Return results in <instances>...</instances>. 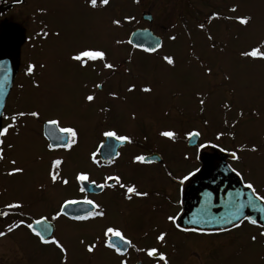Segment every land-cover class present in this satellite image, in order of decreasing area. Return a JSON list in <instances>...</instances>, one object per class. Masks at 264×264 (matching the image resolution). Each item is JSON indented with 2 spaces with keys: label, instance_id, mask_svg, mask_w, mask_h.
I'll use <instances>...</instances> for the list:
<instances>
[{
  "label": "rangeland",
  "instance_id": "rangeland-1",
  "mask_svg": "<svg viewBox=\"0 0 264 264\" xmlns=\"http://www.w3.org/2000/svg\"><path fill=\"white\" fill-rule=\"evenodd\" d=\"M33 2L47 7L44 20L56 35L22 52V65L3 107L6 117L32 111L40 115L28 121L27 115L17 116L14 127L1 137L0 204L20 203L22 217L14 225L24 223L10 233L3 231L0 264H27V259L31 264H55L56 250L43 247L27 231V212L40 214L66 198L80 196L75 176L80 172L92 175L90 156L101 139V132L89 128L90 112L103 113L101 129L113 124L116 133L135 139L137 131L150 128L147 119H153L157 135L151 142L174 164L190 154L183 144L184 135L199 126L209 137L219 136L227 149L243 142L245 148L232 166L238 171L243 163L244 179L264 184V103H256L264 87V59L242 55L253 48L264 52V0H110L107 6L97 0L96 8L89 0ZM145 13L151 14V23L142 21ZM237 17L250 19L242 25ZM113 20H120V25ZM138 25L162 39L158 52L147 54L126 44ZM84 49L103 51L105 58L86 61L82 67L71 57ZM54 51H58V63L55 59L42 66L43 60L55 58ZM165 56L172 57L174 65H168ZM27 61L35 65L37 79L27 78ZM103 61L114 67L104 69ZM104 77V91L88 102L85 98L91 91L87 88L102 84ZM145 87L151 91H142ZM252 106L255 111L250 112ZM52 118H66L79 130L69 152L47 147L41 126ZM11 123V119L1 120L4 127ZM163 131H172L175 137H163ZM55 157L62 163L53 169ZM13 168L23 172L8 175ZM52 171L59 173L55 183ZM261 233L259 228L243 225L239 243L223 252L221 264H264ZM89 244L93 243H85ZM99 251L95 248L90 255L91 264H114L106 252Z\"/></svg>",
  "mask_w": 264,
  "mask_h": 264
},
{
  "label": "flooded vegetation",
  "instance_id": "flooded-vegetation-1",
  "mask_svg": "<svg viewBox=\"0 0 264 264\" xmlns=\"http://www.w3.org/2000/svg\"><path fill=\"white\" fill-rule=\"evenodd\" d=\"M220 4V1L216 3V8ZM194 10L198 11L196 8ZM47 12V7L44 4L33 2V0H0V39L12 41L17 49V71L14 78L22 65V52L28 53L30 49H35L39 43H43L46 39L53 38L56 35V32L51 30L44 20ZM137 28L146 27L138 25ZM129 48L136 50L131 46ZM54 53H56L55 58H48V61L43 60L45 62L42 61L41 65L44 66L50 64V62L53 64L55 59L58 63V51H54ZM30 62L27 61V66L33 65ZM105 63L108 62L103 61V67ZM104 69L109 68L104 67ZM37 73L36 69L32 73L27 72V78L37 79ZM106 81L107 79L104 77L101 80L100 87H97V85H93L91 88L88 87L87 89L91 91L88 95L94 97L101 94L104 91ZM262 91L260 97L256 99L258 104L264 103V87ZM251 111H255L253 106L250 109ZM89 117L92 122L89 127L90 130L101 132L100 142L90 156L93 173L87 183L93 185L91 192L87 193L85 189L81 192L82 183L75 180L80 196L66 198L60 202L58 207L47 209L40 214L27 212V224L33 223L37 219L47 218L44 221L45 224L50 226V232H44L43 235L49 234V238L54 237L67 249L66 253H62L54 244L41 243L39 238L27 228L30 235L35 237L43 247L56 250L55 264H91L90 255L92 253L87 251L86 242L95 244V248L100 250L99 252H106L114 261V264H122V261L125 264H164V261L159 259L160 254L166 257L167 264H221L219 260H222L223 252L239 243L241 237L238 231L243 225L259 228L264 233V227L252 225L247 219H244L235 227L209 232L193 230L187 225L188 223L184 225L180 223L189 189L194 185L207 187L217 177L216 173L221 166H225L234 172L243 184H252L255 195L264 197V184L244 179L242 172L246 169L243 163H240L241 169L238 171L232 166V163L239 161L240 152L245 148L243 142L236 144L232 148L233 151H231L232 149L224 147V143L220 139L209 137L207 131L205 132L199 126L197 129L188 131V133L193 131L200 133L194 146H188L189 138L187 133L184 135L183 144L186 149L190 150V154L184 156L182 163L178 162L176 164L175 162L174 164L164 151L157 150L152 144L151 141H154L157 134L156 129L153 130L155 126H152L154 121L149 118L147 123H149L150 128L147 131H137L136 139L129 135L127 137L130 138V143L125 141L117 146L115 150L107 147L104 151V157L105 159L109 157V160L106 161L100 156L101 146L106 138L103 136V132L114 130L115 125L109 124L101 129L105 120L103 113L98 115L90 112ZM30 118L33 117L27 115V121ZM252 118L256 119V117ZM52 119L59 121V127H72L77 133L79 132L76 125L66 118H64L66 121L58 118ZM48 121L45 123H48ZM43 126H41L42 137H44ZM49 131L57 141L63 135L52 125H50ZM117 134L122 135L123 133L119 131ZM44 139L50 151L69 152L75 145L74 143L69 148H50L49 141L45 137ZM261 145L263 146V144ZM248 151H251V149L248 148ZM233 152L236 153V159L231 155ZM136 156H144L146 158L145 162H136L134 160ZM56 159L62 161L60 157H55L52 159L51 165ZM93 160H95V163ZM202 169H206L207 172L201 174L199 178L197 172ZM110 176L119 177V181L108 180L107 177ZM185 177L187 178L185 179ZM92 181L95 183H91ZM100 184H104L105 187H98ZM109 185L112 186L109 187ZM121 185L134 186L136 192L147 193L148 195L138 196L135 193H127L126 187H121ZM65 200L80 202L91 200L98 204L99 208L87 205L84 209L87 208L89 212L82 216H88L89 218L84 220H75L72 218L73 216L65 214L56 220H52L51 217L60 211V206ZM261 200L264 201V199ZM9 203L12 202L0 204V212L8 213L6 216H0V231L8 230L9 226L16 223L15 208L9 209L6 207ZM28 206L27 203V211ZM97 212H103L104 215H95ZM170 216L175 218L174 222L168 219ZM107 227L119 230L123 237L129 241V244L126 247L121 245L119 252L115 248L107 247V243L111 242L112 239L111 234L108 237L104 234ZM161 233L165 234L163 241L157 240V236ZM262 237L264 240V235ZM151 249H156V253L149 257L147 251ZM31 256L34 258V254H31ZM27 264H31L30 259H27ZM96 264H111V262H98Z\"/></svg>",
  "mask_w": 264,
  "mask_h": 264
},
{
  "label": "water",
  "instance_id": "water-1",
  "mask_svg": "<svg viewBox=\"0 0 264 264\" xmlns=\"http://www.w3.org/2000/svg\"><path fill=\"white\" fill-rule=\"evenodd\" d=\"M142 19L148 22L152 20L150 15H144ZM128 44L147 53H153L161 47V39L148 29H138L129 35ZM16 69L17 49L15 44L10 40L0 39V113H2L3 104L10 91ZM49 129L50 124L46 123L43 133L52 148L62 147L60 142L51 136ZM197 138L189 139L188 146H194L197 143ZM124 142L105 138L101 146V158L109 160V157L108 159L104 157L107 147L115 150ZM206 172V169L200 170L197 172V177ZM216 175L217 177L207 187L194 185L189 189L185 211L180 219L181 224L188 223V226L198 231L226 230L237 226L248 214L249 221H255V225L264 226V203L257 199L252 190L247 185H243L240 179L225 166H221ZM82 186L87 193H90L93 187L87 182L82 183ZM87 205L83 202L69 205L64 214L67 216L86 214L89 212L87 208L84 209ZM32 224L33 228L37 231L40 230L41 225H36L35 222ZM44 236L50 237L49 234Z\"/></svg>",
  "mask_w": 264,
  "mask_h": 264
},
{
  "label": "snow or ice",
  "instance_id": "snow-or-ice-1",
  "mask_svg": "<svg viewBox=\"0 0 264 264\" xmlns=\"http://www.w3.org/2000/svg\"><path fill=\"white\" fill-rule=\"evenodd\" d=\"M109 2H110V0H100V4L103 5V6H107L109 4ZM136 2H138V0H136ZM89 3H90V6L92 8H96L97 7V0H89ZM230 10L231 11H236L235 8H232ZM213 16L217 17L218 14L214 13ZM125 19L130 20L131 18L130 17H126ZM249 19H250V17H237L238 22L240 24H242V25H246L248 23ZM112 23L114 25H116V26H119L121 22H120V20H113ZM200 27L202 28L203 25H201ZM57 35H58V33H57ZM171 39H175V37H171ZM117 43H120V41H117ZM242 55L246 56V57H251L253 59H264V52H262L260 50V48H253L251 51H246V52L242 53ZM98 58L103 60L105 58V53L103 51L94 50V49L81 50L76 55H73L71 57L72 60L80 62V65L82 67L85 66L86 61H89V60L95 61ZM163 59L166 61V63L168 65H174V60H173L172 57L165 56V57H163ZM104 67L111 69V68L114 67V65L109 64V63H105ZM34 68H35V65H29L27 67V72L28 73H32ZM210 71L211 70L208 69L209 73H210ZM97 87H100V85H97ZM133 89H134V86L130 87L129 91H132ZM142 91L150 92L151 89L145 87V88L142 89ZM85 99L87 101L91 102V101H93L94 97L92 95H88V96H86ZM200 103L203 104L204 101L201 100ZM225 107H227V105H225ZM25 115H30L32 117L38 118L40 114L37 111H32L30 113L19 112L16 115H13L11 117H6L4 115V113H0V120L11 119L13 121V123L8 124L6 127H4L3 125H0V137H4L6 134L9 133V129L14 127V122L16 121L17 116L23 117ZM48 124L52 125L55 129H57V131L59 133L63 134L61 137H59V142H60V145L62 147L69 148L72 144L77 142L78 133H77V131L74 128H72V127H59V121L55 120V119L49 120ZM160 135L163 136V137L170 138V139H173L175 137V133L172 132V131H163V132L160 133ZM199 135H200V133L196 132V131L187 133V137L189 139L196 138ZM103 136L106 137V138H112V139H115V140L121 141V142H124V141H127L129 143L131 142L129 137L118 135L114 130L104 131L103 132ZM217 139H219V136H217ZM2 144H3V140L0 139V145H2ZM9 147H11V145H9ZM49 147L51 148L52 146L49 145ZM201 147H203V145H201ZM252 150L256 151L255 147H253ZM117 155H118V153H117ZM231 155H232V157L234 159L237 158L235 152L231 153ZM3 159H4L3 148L0 147V160H3ZM145 159L146 158L144 156H136L134 158V160L136 162H145ZM93 162L95 163V160H93ZM11 163L15 164L16 161L13 160V161H11ZM61 163H62V161L59 160V159L54 160L52 162V168L56 169L57 166H59ZM21 172H23L22 168H13L7 174L8 175H13L15 173H21ZM58 175H59L58 172H55V171L50 172V177H51V180H52L53 183L56 182ZM186 178L187 177H185V179ZM107 179L108 180H115L117 182L119 181V177H111L110 176V177H107ZM75 180L78 183L89 182V175L87 173H84V172L77 173L76 176H75ZM62 182H63L64 185H67L69 183V181L67 179H64ZM91 183L94 184L95 182L92 181ZM111 186L112 185H109V187H111ZM98 187L104 188L105 185L104 184H100V185H98ZM121 187H126V186L121 185ZM247 187L249 189H252L253 185L252 184H248ZM80 191L83 192L84 188L81 187ZM126 192L127 193H135L138 196H147L148 195L147 193L136 192L134 186L133 187H126ZM128 198L130 199L131 197H128ZM257 199H264V197H257ZM79 203H81V202L77 201V200H65L62 203V205L60 206V211H58L54 216H52L51 219L52 220L58 219L61 215L64 214V211L66 210V208L69 205H77ZM83 203L91 205L93 208H99V205L95 204L91 200H84ZM6 207L9 208V209H13V208L18 209V208H21L22 205L20 203H9V204L6 205ZM6 215H8V213L0 212V216H6ZM95 215L103 216L104 214H103V212H97V213H95ZM72 218L75 219V220H84V219H87L89 217L77 214V215L73 216ZM45 219H47V218L37 219L35 221L36 225H41V228H40L39 231H37L35 228H33V224L32 223H28L26 225V227L29 230H31L35 236H37L39 238V241L41 243H43V244H49V243L54 244L57 248L60 249V251L62 253H66L67 249L64 248V246L58 240H56L54 237L53 238H46L43 235L44 232H49L50 231V226L44 223ZM168 219L170 221H173V222L175 220V218L171 217V216L168 217ZM250 222L253 223V224L256 223L255 221H250ZM23 223H24L23 221L20 222V224H23ZM20 224L9 226L8 232L10 233V232H12L14 230V228L20 227ZM104 234H105L106 237H108L109 234H111V237H112L111 242L107 243L106 246L109 247V248H115L118 252L120 251L121 245H124L126 247L129 244V241H127L123 237L121 232L119 230H117V229H114L113 227H107ZM5 235H6L5 232L0 231V237H4ZM261 235H264V233H261ZM117 238H118V242H117ZM164 238H165V234L164 233H161L160 235L157 236V240H159V241H163ZM252 239L255 240V237H253ZM95 247H96L95 244H89L87 246V251L89 253H92L94 251ZM155 253H156V249H151V250L147 251V255L149 257H152ZM159 259L161 261H164V264H167V259H166V257L163 254H160ZM122 264H125V262L122 261Z\"/></svg>",
  "mask_w": 264,
  "mask_h": 264
}]
</instances>
